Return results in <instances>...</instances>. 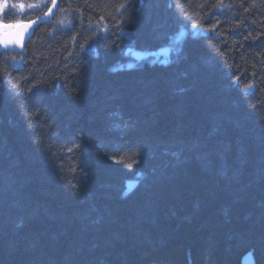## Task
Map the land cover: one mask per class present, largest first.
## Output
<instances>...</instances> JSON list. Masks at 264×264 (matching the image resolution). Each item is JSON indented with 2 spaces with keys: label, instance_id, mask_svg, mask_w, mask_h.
Segmentation results:
<instances>
[{
  "label": "trees",
  "instance_id": "trees-1",
  "mask_svg": "<svg viewBox=\"0 0 264 264\" xmlns=\"http://www.w3.org/2000/svg\"><path fill=\"white\" fill-rule=\"evenodd\" d=\"M59 1L0 53V264H264V0Z\"/></svg>",
  "mask_w": 264,
  "mask_h": 264
},
{
  "label": "snow or ice",
  "instance_id": "snow-or-ice-1",
  "mask_svg": "<svg viewBox=\"0 0 264 264\" xmlns=\"http://www.w3.org/2000/svg\"><path fill=\"white\" fill-rule=\"evenodd\" d=\"M39 4H25L23 2L20 3H11L9 4L7 2V0H3V3H0V15L4 14L5 9L10 8H19L21 11H24L25 8H35V7H39ZM52 7H56L55 4V0H53V4ZM239 7L243 8L246 12L249 10L247 3L244 2V0H242L241 4L239 5ZM221 11L223 9H220ZM52 14V8H49L46 15H51ZM103 19V18H101ZM33 24H35V21H29V22H19L17 21L16 23H10V22H6L3 19H0V29H4V30H9V29H16L18 30L16 32V38L9 40V39H4L2 42L3 47L7 48L9 46V44H12L14 46H19L21 48H23V40H24V36L25 33L32 28ZM197 25H193V27H196ZM216 25L213 24L210 28L206 29V31L209 32H213L216 33ZM218 35V33H216ZM246 39L248 37H245ZM252 39H259V35L252 37ZM253 75H255V73H253ZM17 87H19V85H17ZM248 89H251L253 87L252 84H248ZM69 151H72V149H69ZM122 163V161H119Z\"/></svg>",
  "mask_w": 264,
  "mask_h": 264
},
{
  "label": "water",
  "instance_id": "water-1",
  "mask_svg": "<svg viewBox=\"0 0 264 264\" xmlns=\"http://www.w3.org/2000/svg\"><path fill=\"white\" fill-rule=\"evenodd\" d=\"M49 17V16H47ZM47 17H44L42 19H45ZM41 20H38V21H35V23H38L40 22ZM34 26V25H33ZM33 26L31 29H29L26 33H25V36H24V40H23V47L24 45L28 42V40L30 39L32 33H33ZM18 30H16L15 32H12V31H9L7 34L3 35L2 36V39L0 40V42H2L4 39H9V40H12V39H15L16 38V32ZM8 50V49H15V50H19V49H22L21 47L19 46H14L12 44H9V46L7 48H4L3 47V44L0 43V51L2 50ZM242 264H256V261H255V258L253 257V254L251 252H249L248 254H246L243 258H242Z\"/></svg>",
  "mask_w": 264,
  "mask_h": 264
},
{
  "label": "rangeland",
  "instance_id": "rangeland-1",
  "mask_svg": "<svg viewBox=\"0 0 264 264\" xmlns=\"http://www.w3.org/2000/svg\"><path fill=\"white\" fill-rule=\"evenodd\" d=\"M0 3H3V2H0ZM11 10H12V12H13L14 15H18V16L21 15L20 12L21 13L23 12L20 9L17 10V9H13V8H11L10 10H8V12H10ZM3 17H5L4 14L3 15H0V19H3Z\"/></svg>",
  "mask_w": 264,
  "mask_h": 264
},
{
  "label": "flooded vegetation",
  "instance_id": "flooded-vegetation-1",
  "mask_svg": "<svg viewBox=\"0 0 264 264\" xmlns=\"http://www.w3.org/2000/svg\"><path fill=\"white\" fill-rule=\"evenodd\" d=\"M1 30H2V29H0V34H1Z\"/></svg>",
  "mask_w": 264,
  "mask_h": 264
}]
</instances>
